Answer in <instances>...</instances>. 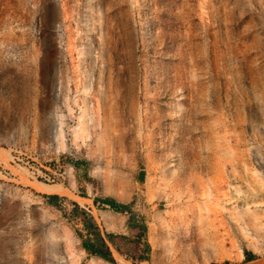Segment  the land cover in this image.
<instances>
[{"label": "rangeland", "instance_id": "374dc122", "mask_svg": "<svg viewBox=\"0 0 264 264\" xmlns=\"http://www.w3.org/2000/svg\"><path fill=\"white\" fill-rule=\"evenodd\" d=\"M138 168L157 264L264 263V0H0V264H83L71 200Z\"/></svg>", "mask_w": 264, "mask_h": 264}, {"label": "crops", "instance_id": "0c3cea01", "mask_svg": "<svg viewBox=\"0 0 264 264\" xmlns=\"http://www.w3.org/2000/svg\"><path fill=\"white\" fill-rule=\"evenodd\" d=\"M131 181L132 188L104 196H91L85 199L88 201L85 205H81L78 200H71L69 215L79 216L81 226L78 229V237L80 251L84 256L83 264H90L95 258H98L96 260L101 264H115L93 252L99 250L106 258L116 261L123 243L136 245L135 251L142 253L139 256L141 261L146 262L149 255L152 264L158 263L151 257V251H147V234L149 235L151 223H161L159 212L154 207L161 195L155 186L147 185V174L143 168H138L132 173ZM140 183L144 185L138 189ZM78 198L84 199L81 196ZM103 199H106L107 203H104ZM143 230L146 233L144 240L140 234ZM133 233L135 235H132ZM249 262L251 261L246 263Z\"/></svg>", "mask_w": 264, "mask_h": 264}, {"label": "bare ground", "instance_id": "6f19581e", "mask_svg": "<svg viewBox=\"0 0 264 264\" xmlns=\"http://www.w3.org/2000/svg\"><path fill=\"white\" fill-rule=\"evenodd\" d=\"M36 190L40 193H44V194H58V195H67L69 194V190L61 187V186H48L42 183L37 182V186H36ZM98 258H95L93 260H91L90 264H101L98 260H96ZM118 259L120 261V263L124 262V260L122 258H120V256H118ZM259 261V260H258ZM263 262V260H262ZM256 263V261H252L249 262L248 264H264V263ZM141 264H144L141 263Z\"/></svg>", "mask_w": 264, "mask_h": 264}, {"label": "trees", "instance_id": "16d2710c", "mask_svg": "<svg viewBox=\"0 0 264 264\" xmlns=\"http://www.w3.org/2000/svg\"><path fill=\"white\" fill-rule=\"evenodd\" d=\"M46 198H47V202H48L49 204H52V205H55V206H56V205H57V203H56V199H59V196L56 195V194H53V195H47ZM103 202H104V203H107V202H106V199H103ZM114 210L119 211L118 208H114ZM247 253H248V252H244L245 255H246ZM93 254L98 255V256H100V257L106 259L107 261H110V262H112V263H115V260H114L113 258H106V257L103 255V253H102L101 251H99V250L94 251ZM254 257H255L254 255H249V256H246L245 259H246V260H249V261L252 262V260H254V259H253ZM251 259H252V260H251ZM143 262H144V261H143Z\"/></svg>", "mask_w": 264, "mask_h": 264}]
</instances>
